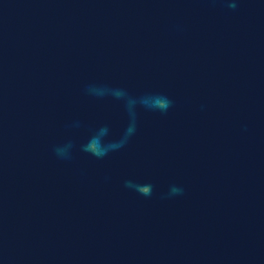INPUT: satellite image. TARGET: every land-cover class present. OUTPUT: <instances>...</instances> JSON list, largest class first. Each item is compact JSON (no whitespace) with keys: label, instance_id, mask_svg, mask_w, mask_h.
<instances>
[{"label":"water","instance_id":"water-1","mask_svg":"<svg viewBox=\"0 0 264 264\" xmlns=\"http://www.w3.org/2000/svg\"><path fill=\"white\" fill-rule=\"evenodd\" d=\"M0 264H264V0H0Z\"/></svg>","mask_w":264,"mask_h":264}]
</instances>
